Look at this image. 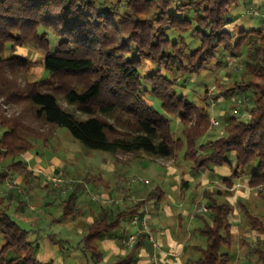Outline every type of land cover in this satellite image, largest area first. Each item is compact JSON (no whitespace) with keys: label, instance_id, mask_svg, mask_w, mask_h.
<instances>
[{"label":"trees","instance_id":"trees-1","mask_svg":"<svg viewBox=\"0 0 264 264\" xmlns=\"http://www.w3.org/2000/svg\"><path fill=\"white\" fill-rule=\"evenodd\" d=\"M235 5L236 0H0V162L18 158L17 163L0 171V182L8 179L12 188L23 186L27 195L25 191L36 186L31 181L38 178L27 170L21 156L38 143L48 146L53 131L62 127L86 148L106 152L114 159L123 154L135 160L144 154L175 161L181 153L191 171L229 168L230 178L221 181L226 189L232 187L233 179L249 176L248 188L263 191L264 32L228 33L225 26ZM263 5L264 0L251 15L260 14ZM49 34L57 39L53 51ZM17 47L42 53L46 78L26 80L22 85L17 81V72H24L29 64L14 54ZM219 51L239 56L235 81L224 91L227 97H239L229 99L228 111L212 125L208 90H204L201 106L182 92L189 89L190 77L206 70L205 64L216 60ZM145 61L152 67L141 73ZM77 75H84L86 81H74ZM110 78L115 80L109 82ZM219 96L221 93L212 100ZM152 100L158 102L159 109L149 104ZM8 107L20 109L7 115ZM24 114L31 116L32 121L27 118L30 123ZM170 117L178 122V135L171 129ZM207 135L213 138L207 139ZM253 165L255 170H251ZM10 172L20 178L19 183L8 177ZM57 178L56 185L46 179L44 184H37L47 194L59 190L65 195L56 204L61 215L52 221L78 218L83 236L74 246L56 239L50 231V235L45 233L48 225L39 229L32 214H22L23 202L16 200V211L11 214L3 204L6 198L15 199L0 194V264H53L36 259L40 232L47 235L63 260L75 252L83 259L82 264H102L98 241L113 238L126 254L112 264L135 263L146 241H151L150 229L129 247L126 242L133 233L131 220L134 216L148 218L146 203L160 202V188L142 186L140 194L131 190L133 193L121 201L129 195L134 200L121 206L114 201L94 205L98 211L88 210L91 221L87 223L82 219L86 210L75 205L76 196L101 179L91 174L78 179L67 172ZM180 186L187 187V182L181 181ZM226 189L202 193L207 211L196 213L199 203L193 217L201 221L196 233L203 246H196L199 256L185 264L231 263L234 224L228 218L237 217L233 215L235 207L239 208L237 228L244 227L248 235L256 234L247 245L248 264L251 259L252 264H264V214L253 216L246 204L235 206L218 199L227 194ZM258 194L264 201V192ZM124 220L126 224L121 227ZM33 235L37 238L29 241ZM244 238L242 244L247 243Z\"/></svg>","mask_w":264,"mask_h":264},{"label":"rangeland","instance_id":"rangeland-1","mask_svg":"<svg viewBox=\"0 0 264 264\" xmlns=\"http://www.w3.org/2000/svg\"><path fill=\"white\" fill-rule=\"evenodd\" d=\"M262 0H236V5L232 8L230 12L229 19L231 20L230 23H228L225 26V30L230 33L233 36H236L239 31H249L252 29L259 30L261 29L264 32V16L262 15V12H264V5L260 9V14L255 15L256 12H254L255 16H252L251 13L255 9H257L261 5ZM253 14V13H252ZM49 43H50V50L53 51L55 49V43L57 39L49 34L48 36ZM96 52V51H94ZM240 52H243L244 55V49H241ZM240 53V54H241ZM14 54L19 57L26 58L29 61V64L25 67V71H18L17 72V81L21 84L24 81H37L42 80L47 77V72L44 70L42 66V53L38 50H34L31 48H15ZM9 54L6 52L5 56H8ZM96 56H94L95 58ZM239 63V56L231 57L227 55H223L222 52H218L216 60L212 62H208L205 64L206 70L201 72L197 77H190V86H188L187 90H184L182 92L183 94L188 95L189 98H191L195 103H197L199 106L201 97L203 96L204 90H208V95H211L209 98V102L211 104L210 106V113H211V119L214 121H217V114L219 108L215 107L218 103H221V106L226 109V112L229 109L230 101L233 99H237L239 97L238 94L231 96L225 95V89L234 83L235 76L234 71L237 68ZM148 67H152L151 64H149L148 61H145V66L141 70V73H145L146 69ZM86 77L83 75H77L73 77V80L76 82L79 81H86ZM111 80H115L113 78L109 79V82ZM22 85V84H21ZM218 93H221V96L217 98V100H212L214 96H216ZM230 99V101H229ZM214 101V102H213ZM212 102L214 105H212ZM153 103V106L155 108L159 109V104L157 101L152 100L149 104ZM64 106V104H63ZM20 107H8L6 110V114H16L19 112ZM24 117L31 120L30 115H25ZM240 117H245V113L241 114ZM27 119V122L30 123V121ZM171 119V129L176 133L178 122L174 117H170ZM220 122V121H219ZM32 123V122H31ZM221 129L220 127L218 128ZM216 130V127L214 126L211 131L214 133ZM2 131V128H0V132ZM178 135V132L176 133ZM207 139H212V135H207ZM215 137V135H214ZM27 154L30 155V161L26 159L24 156H21V160H24L26 162L27 170L30 172V168L33 167L34 163L36 166H38L39 171L31 172V174L35 173L38 179L32 180L30 184H35L36 186L34 188H31L29 190H26L25 192L27 195H24V189L25 187L16 186L12 188V183H10V180L6 179L4 181L0 182V194L4 197L12 196L15 200L8 201L7 198L4 201V205L8 206V210L10 213H15L16 211V200H19L24 203V212L22 214L29 215L32 214V219L35 221L36 224H38V228H46L47 225L49 226L48 229H45V233H49V231L53 234H55V238L59 240H67L69 241L71 246H74L80 238L83 236L84 233L80 229L83 227L82 224H79L76 222V220H79L78 218L76 220L71 221L69 218H62L58 221L53 222L52 219L54 217H58L61 215V210L56 205L58 202H60L61 199H65V195L63 192L55 191V194H47L46 190L44 188H40L37 186V184L42 183L44 184V178L43 173L45 171L54 170V172H59L58 175L61 177V174L64 172H67L68 176L76 177L78 179H81L85 174H91V175H99V173H102L103 166L108 165V161H115L117 163V171L114 173L103 175V179L107 180V185H111V188H114L115 190H120L124 187V184H122L121 179L125 178L127 180H130V185L133 187H139L143 186L146 189H150L152 187L153 182V175L150 172L142 171L143 169L136 168H129L130 165L128 164H122V162L119 161H137L139 166L145 167L149 165H154L150 161L159 160V161H174L172 159H156L152 157H148L144 154H140V157L138 159L132 160L130 159V156L119 154L116 159L112 158V156L106 152L100 151V150H93L88 149L85 146H83L78 140L74 139L69 132L62 127H57L55 131H53V135L51 139L48 142V146H43L42 143H38L37 146H35L31 151H29ZM17 159L13 161L11 158H6L4 161L0 162V171L5 170V168L8 165H11V163H17ZM29 161V162H28ZM20 162V161H18ZM113 163V162H112ZM174 165L179 168L178 170H181L184 174H188L190 172V163L183 160L182 154L179 153L178 156L175 158ZM111 167V166H110ZM138 168V169H137ZM162 168V167H159ZM111 169V168H110ZM107 170V166L105 168V171ZM251 170H255V166H251ZM32 171V170H31ZM109 171V170H108ZM107 171V172H108ZM106 172V173H107ZM180 172V171H179ZM11 174V172H10ZM8 174V175H10ZM47 175V173H45ZM49 176V175H47ZM134 176L135 179H132ZM16 177V176H15ZM56 178V177H55ZM54 178V179H55ZM47 180H50V178H47ZM52 179V178H51ZM66 182H69V177L64 178ZM140 180V181H139ZM147 180L148 183L145 185L143 184V181ZM145 182V181H144ZM15 184V183H14ZM70 184V183H68ZM102 186V183H99L98 186ZM27 189V188H26ZM125 189V188H124ZM264 189V188H263ZM18 192V191H21ZM116 192V191H115ZM234 192L240 193L239 197L235 198L233 197ZM264 192L260 191L258 189H250L247 186V183L243 182V178L239 181V184L236 186L235 191L233 192H227L228 195V202L233 203V205L238 206V203H243L248 206L249 212L253 216L260 217L264 214V201L262 197L258 193ZM116 194L119 196V193L116 192ZM0 195V196H1ZM2 196V197H3ZM120 197V196H119ZM117 198V202H120L119 206L123 205V203H126V201L121 202V197H115ZM111 203V198H107ZM101 198L92 190V188H88V186H85V189L81 190L77 193L75 205L79 206L81 208H84L86 210V216L90 214L88 210H92L95 213L98 210H95L94 205H97L101 202ZM222 200V199H221ZM226 200V198H225ZM45 203H50L49 205L44 206ZM129 202H127L128 204ZM201 205H205L207 203V199H201L200 201ZM2 206V207H3ZM193 206V203L187 204L188 208H191ZM196 206V203H195ZM206 206V205H205ZM196 208V207H195ZM19 211V210H17ZM206 218V217H205ZM84 219V218H83ZM126 220L122 221L121 227L125 226ZM201 224V221L199 222ZM193 227V226H192ZM42 228V230H44ZM50 228V230H49ZM134 229V228H133ZM234 230V229H233ZM121 230L116 231V234H119ZM49 233V235L51 234ZM234 242L232 244L231 248V263L230 264H248L247 260V245L249 243H252L254 241L255 236L249 237L248 233L246 234V230L244 227H238L234 231ZM81 234V235H80ZM243 234V235H242ZM244 234H246V238H244ZM246 239V244H242V240ZM44 239L47 240V235L40 232V236L38 237V242L43 246ZM149 241H146V244L143 246L144 248H147L146 245H148ZM2 244V236L0 235V246ZM189 244V243H188ZM51 246V245H50ZM54 248V247H53ZM55 249V256L58 254V249ZM194 255V252L192 253ZM60 255V254H59ZM61 256V255H60ZM195 256V255H194ZM193 256V257H194ZM56 259L53 260V264H78L77 261L72 260L70 258L65 259V262H56ZM49 259H46L44 263L49 262ZM252 264V259L250 260ZM56 262V263H55Z\"/></svg>","mask_w":264,"mask_h":264},{"label":"crops","instance_id":"crops-1","mask_svg":"<svg viewBox=\"0 0 264 264\" xmlns=\"http://www.w3.org/2000/svg\"><path fill=\"white\" fill-rule=\"evenodd\" d=\"M212 105H214V103ZM215 107L219 108L217 120L221 121L223 115L226 112V109L221 106V103H218ZM23 156L29 161L31 160L29 158V154L26 153ZM230 161L232 162V164L234 163L233 155L230 156ZM119 162H122V164L130 165L129 168L131 169L138 167L139 169H143L142 171L152 173V187H159L163 193V198L157 205L153 204L152 202L146 203V210L148 213L147 222L150 229V237L152 238V240L148 243V245H146L147 248H141L138 253V258L133 264H185L186 262L189 263L190 261L195 260L199 256V252L196 251L195 247L203 246L201 238H198L196 233V229L200 227V221H198L197 218L193 217V211L196 207L195 203L196 205L200 203L201 199H203L202 193L206 190L213 192L217 190L225 191L226 188L223 184H221V181L230 178L229 168L210 167L202 171L190 170L188 174H184L183 172H181V170H178L179 168L174 165V161L154 160L150 161L154 165L145 167L139 166L137 161ZM107 164L108 165L103 166L102 173H99L98 175L101 181L97 180V182H95L94 184L88 185V188H92V190L102 199V203L110 202L107 199L108 197L109 199L114 198V200L111 201L117 203V198L115 197H121V199H123L124 196L126 197L127 193L130 194L134 191L140 194L142 192L143 188L141 186L133 187L129 183L130 180H127L125 178L121 179L124 187L120 190H115L114 188L110 187L111 185H107V180L103 179V175L107 174L109 176V174L111 173L115 174V172L117 171V163L115 161H108ZM33 165L34 166L29 169L30 172H36L40 170L35 163ZM106 166L107 170L105 171ZM45 173H47V175L49 176H47ZM59 174V172H54V170L45 171L43 173V178L46 179L47 177L51 179L59 177ZM32 175L33 177H37L35 173H33ZM8 177L13 178L14 174H10ZM242 178L244 183H248L249 176H244ZM242 178L233 179L232 187L226 190H228L229 192L235 191L236 186L239 184V181ZM132 179H135L134 176L132 177ZM13 181L15 183H19L20 178L14 177ZM181 181L187 182V187L182 188L180 186ZM99 183H102V186H98ZM131 190L133 191L131 192ZM115 191L119 193L120 197L116 194ZM230 195H234L233 197L236 200V198L239 197L240 193L234 192ZM128 197L129 198L125 200L126 202L134 200H131L133 196L129 195ZM225 198L226 200L228 199L227 194L218 196V199L220 200H224ZM118 203L120 204V202ZM190 203H193V206L191 208H188L187 204L189 205ZM238 213L239 208L235 207L233 215L237 217L228 218L229 221L233 222L234 230L239 224ZM83 216L86 215L84 214ZM83 221L89 223L91 221V217L88 215L87 217H84ZM249 236L253 238V236H256V234L252 232L249 234ZM36 238V235H33L31 238H29V241L35 240ZM38 244L39 248L36 253V259L38 262L44 263L46 259H49L52 262L54 259H56V262H65V260H63L59 254H56L55 256V249L50 246L49 242L46 239H44L43 241V246H41L39 242ZM98 248L102 253V264H112L121 259L126 254V251L122 249L119 246L118 242L113 238H103L99 240ZM193 252L195 256L192 254ZM68 258L77 261L78 264L83 263V259H81L79 254L75 252L70 253Z\"/></svg>","mask_w":264,"mask_h":264},{"label":"built area","instance_id":"built-area-1","mask_svg":"<svg viewBox=\"0 0 264 264\" xmlns=\"http://www.w3.org/2000/svg\"><path fill=\"white\" fill-rule=\"evenodd\" d=\"M263 16H264V12H263ZM215 123H216V121L211 119V124L214 125ZM50 180H52L55 185L59 183L58 178L57 179L52 178ZM206 211H207V209L204 205H200L195 209L196 213H204ZM131 223H132L134 229H133V233L129 235L127 242H126V245L129 247L133 245L137 236H139L142 232H148L149 231L146 216H143L141 218H139L138 216H134L131 220ZM149 239L152 240V238L150 236H149ZM153 264H157V263H153Z\"/></svg>","mask_w":264,"mask_h":264}]
</instances>
